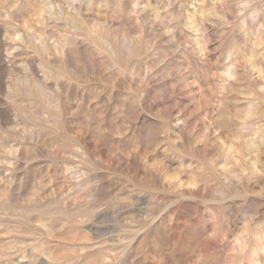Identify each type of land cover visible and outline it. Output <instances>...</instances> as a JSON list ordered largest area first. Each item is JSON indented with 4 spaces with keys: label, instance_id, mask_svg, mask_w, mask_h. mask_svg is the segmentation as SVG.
Segmentation results:
<instances>
[{
    "label": "rangeland",
    "instance_id": "374dc122",
    "mask_svg": "<svg viewBox=\"0 0 264 264\" xmlns=\"http://www.w3.org/2000/svg\"><path fill=\"white\" fill-rule=\"evenodd\" d=\"M0 264H264V0H0Z\"/></svg>",
    "mask_w": 264,
    "mask_h": 264
}]
</instances>
